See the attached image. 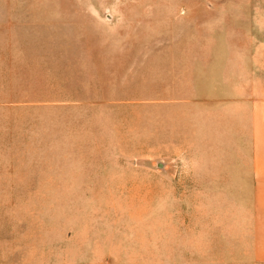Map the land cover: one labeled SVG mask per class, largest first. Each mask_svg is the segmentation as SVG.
<instances>
[{"label":"rangeland","instance_id":"obj_1","mask_svg":"<svg viewBox=\"0 0 264 264\" xmlns=\"http://www.w3.org/2000/svg\"><path fill=\"white\" fill-rule=\"evenodd\" d=\"M257 69L264 0H0V264H264Z\"/></svg>","mask_w":264,"mask_h":264},{"label":"crops","instance_id":"obj_2","mask_svg":"<svg viewBox=\"0 0 264 264\" xmlns=\"http://www.w3.org/2000/svg\"><path fill=\"white\" fill-rule=\"evenodd\" d=\"M257 72L254 70L256 76L248 79L251 87L248 145L243 151L240 173L241 183L249 185L251 193L253 231L261 232L264 231V78L260 69Z\"/></svg>","mask_w":264,"mask_h":264}]
</instances>
